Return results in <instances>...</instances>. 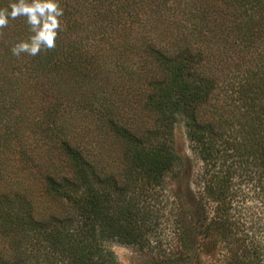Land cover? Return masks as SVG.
<instances>
[{"label":"trees","instance_id":"16d2710c","mask_svg":"<svg viewBox=\"0 0 264 264\" xmlns=\"http://www.w3.org/2000/svg\"><path fill=\"white\" fill-rule=\"evenodd\" d=\"M57 2L53 50L14 56L26 18L0 28V264H118L105 243L137 228L109 189L171 172L180 122L201 164L198 227L232 244L224 264H264V218L244 228L234 190L239 171L264 209V0ZM88 134L110 140L114 172Z\"/></svg>","mask_w":264,"mask_h":264},{"label":"rangeland","instance_id":"374dc122","mask_svg":"<svg viewBox=\"0 0 264 264\" xmlns=\"http://www.w3.org/2000/svg\"><path fill=\"white\" fill-rule=\"evenodd\" d=\"M87 138L95 145V159L100 161L99 158H102L103 162L99 163L104 166L109 164V168L112 166L110 172H114L117 163L107 157L112 149L110 140H99L95 134H88ZM166 143L177 155L178 161L175 168L160 182L143 188L142 181L133 182L126 194L109 189L110 213L114 212L113 201L118 200L120 204L130 201L134 210L133 225L137 232L133 244H120L110 240L105 245L118 264H224L226 256L230 254L229 248L233 250L232 244L224 243L215 231L206 234L198 227V213L194 202L201 164L191 154L182 122L175 124ZM99 153L101 155L98 156ZM116 176L119 178L117 173ZM248 179L236 171V215L240 214L243 218L246 224L244 228L254 223L255 227H259L263 223L264 209L256 201ZM41 199L45 200L43 207L47 210L61 212L62 207L58 201L44 199L43 196ZM206 206L207 216L210 218L213 206ZM255 233L260 240L263 236L261 231Z\"/></svg>","mask_w":264,"mask_h":264},{"label":"clouds","instance_id":"9594fccd","mask_svg":"<svg viewBox=\"0 0 264 264\" xmlns=\"http://www.w3.org/2000/svg\"><path fill=\"white\" fill-rule=\"evenodd\" d=\"M8 8L0 9V28L8 26L9 18L15 20L25 17L32 35L26 41L15 44L11 51L19 57L22 53L38 55L42 50H53L56 47L60 20L63 9L57 0H16Z\"/></svg>","mask_w":264,"mask_h":264}]
</instances>
